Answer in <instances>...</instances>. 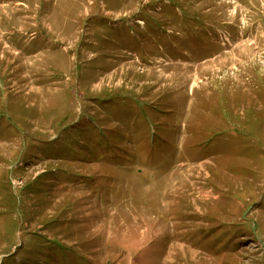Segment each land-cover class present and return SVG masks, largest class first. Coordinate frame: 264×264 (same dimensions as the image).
I'll return each mask as SVG.
<instances>
[{
    "label": "rangeland",
    "instance_id": "374dc122",
    "mask_svg": "<svg viewBox=\"0 0 264 264\" xmlns=\"http://www.w3.org/2000/svg\"><path fill=\"white\" fill-rule=\"evenodd\" d=\"M0 264H264V0H0Z\"/></svg>",
    "mask_w": 264,
    "mask_h": 264
}]
</instances>
